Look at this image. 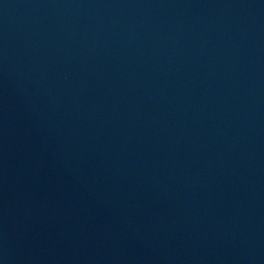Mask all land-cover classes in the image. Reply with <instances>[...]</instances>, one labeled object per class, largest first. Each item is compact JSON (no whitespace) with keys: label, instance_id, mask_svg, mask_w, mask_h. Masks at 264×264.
Segmentation results:
<instances>
[{"label":"water","instance_id":"water-1","mask_svg":"<svg viewBox=\"0 0 264 264\" xmlns=\"http://www.w3.org/2000/svg\"><path fill=\"white\" fill-rule=\"evenodd\" d=\"M0 264H264V33L0 0Z\"/></svg>","mask_w":264,"mask_h":264}]
</instances>
